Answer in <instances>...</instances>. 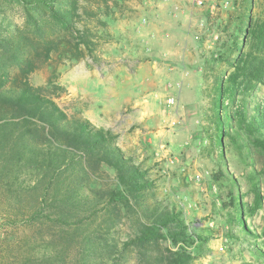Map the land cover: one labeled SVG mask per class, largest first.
I'll use <instances>...</instances> for the list:
<instances>
[{
  "label": "trees",
  "instance_id": "1",
  "mask_svg": "<svg viewBox=\"0 0 264 264\" xmlns=\"http://www.w3.org/2000/svg\"><path fill=\"white\" fill-rule=\"evenodd\" d=\"M8 1L24 7L31 23L50 15L80 35L77 46L86 44L76 26L83 17L80 0ZM0 41L7 43L0 55V264H130L134 252L138 264H192L188 247L201 249L212 235L191 228L182 212L148 202L155 196L148 170L125 155L110 130L70 117L54 100L51 85L12 81V65L25 70L34 64L37 56L28 50L33 42ZM46 45L48 52L54 49L52 42ZM261 86L264 24L250 17L233 71L215 83L221 158L229 139L248 161L254 151L264 159V104L252 99ZM104 166L115 172L113 179L104 177ZM214 177L230 189L229 223L239 229L231 239L252 243L253 257L242 264L264 263V239L245 221L263 208L264 161L249 175L250 204L222 168ZM122 224L130 227L127 240L115 236ZM168 241L177 250L162 249Z\"/></svg>",
  "mask_w": 264,
  "mask_h": 264
},
{
  "label": "rangeland",
  "instance_id": "2",
  "mask_svg": "<svg viewBox=\"0 0 264 264\" xmlns=\"http://www.w3.org/2000/svg\"><path fill=\"white\" fill-rule=\"evenodd\" d=\"M163 1L108 0L106 4L105 0H80L83 17L76 26L86 44L77 46L80 35L67 31L50 15L38 16L35 25L24 7L0 0V38L33 42L28 50L37 56L31 68L12 65L10 78L34 87L51 85L54 100L70 117L87 119L116 136L115 143L134 164L147 169L154 182L155 196L148 202L182 212L191 228L212 235L201 249L188 247L192 264H242L253 257L252 243L231 239L239 229L229 223L232 209L225 203L230 189L227 181H216L214 176L222 168L234 178L235 192L250 204L254 194L249 175L262 168L264 159L254 151L248 161L229 139L220 157L214 127L215 83L233 71L248 19L264 24V0H212L218 9L210 15L215 20L205 18V28L211 31L214 48L200 53L203 74L186 81L181 72L175 77L165 74V59L157 45L147 40L146 29ZM195 28L200 38L201 27ZM215 35L219 36L216 42ZM47 42L54 48L49 52ZM2 44L7 43L0 41L1 56ZM178 83L183 87L179 89ZM171 97L175 99L172 106L167 103ZM252 99L264 104V86ZM103 170L107 180L114 178L113 170L106 166ZM260 189L264 195V182ZM245 221L264 239V203ZM129 230V225L122 224L115 236L127 240ZM161 247L177 250L169 241ZM136 256L134 252L130 264H138Z\"/></svg>",
  "mask_w": 264,
  "mask_h": 264
},
{
  "label": "crops",
  "instance_id": "3",
  "mask_svg": "<svg viewBox=\"0 0 264 264\" xmlns=\"http://www.w3.org/2000/svg\"><path fill=\"white\" fill-rule=\"evenodd\" d=\"M191 1L168 0L166 5L163 4V1L162 8L155 11V21L150 22V26L146 29L147 34H149L148 42L155 43L160 50L161 54L159 55L165 59L162 66L165 74L175 77L174 74L181 72L180 76L185 81L187 77L192 75L197 77L198 73L203 74L204 65L202 61L204 57L200 53L204 55V50L214 48L210 38L211 31L205 28V18L208 21L212 19L211 22L215 18L210 16L207 7L199 8L195 5L192 7L188 5ZM226 5L225 7L230 5L228 1H226ZM195 27H201L200 38H197L196 33H194L195 30L193 31L196 29ZM202 34L206 40L202 39ZM205 87L206 84L203 83L202 88Z\"/></svg>",
  "mask_w": 264,
  "mask_h": 264
},
{
  "label": "built area",
  "instance_id": "4",
  "mask_svg": "<svg viewBox=\"0 0 264 264\" xmlns=\"http://www.w3.org/2000/svg\"><path fill=\"white\" fill-rule=\"evenodd\" d=\"M193 4L196 6V7H199V8H205L207 7L210 14L214 15L216 13V10L218 9V4L215 2V1H209V0H192ZM167 4L168 3V0H164V3L163 4ZM165 4V5H166ZM144 24H148L147 20L144 21ZM219 40V36L218 35H215L214 36V42L218 41ZM178 88L180 89L182 86L180 83L177 84ZM167 103L172 106V105H175V99L174 98H169L167 100Z\"/></svg>",
  "mask_w": 264,
  "mask_h": 264
}]
</instances>
